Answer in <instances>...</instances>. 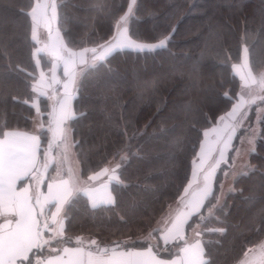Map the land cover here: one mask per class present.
Returning a JSON list of instances; mask_svg holds the SVG:
<instances>
[{"label":"trees","instance_id":"obj_1","mask_svg":"<svg viewBox=\"0 0 264 264\" xmlns=\"http://www.w3.org/2000/svg\"><path fill=\"white\" fill-rule=\"evenodd\" d=\"M130 1L57 0L59 31L62 37L70 33L76 41L83 40L79 46L68 45L72 50L95 47L115 33V22L108 17L123 15ZM36 2L0 0V33L11 37L17 59L23 60L21 66L35 71L39 77L40 69L48 71L52 64L44 53L33 56L37 46L32 47L30 40L25 44L31 20L23 13L30 11V5ZM135 6L128 23L130 38L155 43L160 33L167 34L173 28L175 32L166 50L113 53L110 63L101 66L98 62L95 68L89 66L82 74L72 104L78 119L70 121L73 142L79 141L74 150L81 176L86 179L105 166V157L111 162L118 161L119 156L113 159V153L125 143L137 154L130 156L118 172L123 186L113 183L110 187L114 189V205H101L93 210L89 198L84 193L77 194L80 201L69 214L71 219L65 221L64 235L65 239L71 238L67 243L70 245L77 236L91 237L101 247L119 243L125 248L141 249L153 245L157 251L169 249L159 252L172 258L174 245L163 247L161 232L153 233L158 237L157 244L144 239L158 227L157 221L168 206L176 204V196L187 183L182 180L179 191L172 188L160 191L165 183L163 169H172L169 146L179 141L174 149L178 154L177 169L182 177L190 178L191 162L199 152L204 131L231 111L241 88L240 78L237 75L233 78L231 65L242 61V50L239 59L230 60L224 67L216 56L217 41L227 55H235L239 41L247 33L248 43L259 52L264 47V0H136ZM64 42L67 44L66 38ZM36 59L41 61L38 69ZM7 63L0 61L5 84L0 93V122L11 123L19 131H31L37 115L32 105L39 104L46 122L49 99L44 95L37 97L30 86L26 87L20 78L8 72ZM249 64L252 68L251 57ZM252 70L263 71L264 63ZM225 92L233 97L232 101L225 102ZM189 102L199 111L186 115L185 106ZM253 117L254 111L250 118ZM261 126L257 147L250 155L252 169L235 180L233 189L221 203L223 211L214 210L209 216L205 209L206 220L193 217L187 225L189 230L199 224L205 252L214 264H238L244 252L264 239V224L253 220L264 210V115ZM150 172L152 176L145 182ZM221 179L218 173L214 185L217 196ZM160 203L164 211L153 215L148 206L159 209ZM217 229L226 231L221 235Z\"/></svg>","mask_w":264,"mask_h":264},{"label":"snow or ice","instance_id":"obj_2","mask_svg":"<svg viewBox=\"0 0 264 264\" xmlns=\"http://www.w3.org/2000/svg\"><path fill=\"white\" fill-rule=\"evenodd\" d=\"M135 2L136 0H133V4ZM30 8V11L23 13L31 20L30 36L26 34L25 44L30 40L31 46L36 47L41 43L38 34L41 27L38 12L47 18L45 26L48 37L51 38V21L57 18V3L56 0H50L47 3L37 0L34 5H30ZM133 16L132 5H129L127 11L123 15H119L118 18L115 14L109 16L108 19L115 22V33L112 37L102 43H97L95 47H83L80 53L74 52L72 47L68 45L79 46L83 40L76 41L70 33L66 37H61L62 43L59 48L45 44V48H50L49 55L55 58V63L50 69L51 80H47L43 72H40L39 77H37L35 71H27L22 67L23 60L17 59L16 52L12 48L11 37L0 33V61H8V72L20 78L26 87L30 86L37 97L48 95L42 91L45 86L52 87L53 84L61 83L55 75L61 60H63V75L66 78L63 81V92L56 95L54 89V94L48 97L54 101L52 111L46 113L49 117L47 131L52 132L53 137L47 139L46 147H42V136L46 138L43 119L39 120L36 130L32 133L13 129L11 123L0 122V136L3 137L0 139V218L3 220V223H0V264H214L199 239L194 244L188 243L183 235V229L193 217H197L199 221L206 220L207 217L203 215L205 209L209 216L213 215L214 210L223 211L220 197L215 194L214 185L221 164L226 165L228 163V160L225 159L224 149L229 147L237 128L243 126L248 115L247 108L257 99L264 101V95H256L257 90L264 92V71H258L256 76L252 72V68L258 69L259 65L264 63V47L257 52L256 48L248 43L247 33L239 41V48L235 55H227L223 45L217 41L219 50L216 52V56L224 67L228 66L230 60L239 59L240 50H242L243 63L231 65L234 70L233 78L236 75L235 69L238 67L247 69V71L240 75V79L244 83L241 93L235 97L231 111L219 117V120L223 122L222 126L204 131L205 140L200 142L199 152L196 153L191 162L190 178L187 175L182 177L177 169L178 154L174 149L179 141H175L169 146L172 169L171 171L168 168L163 169V173L166 174L165 183L160 191L163 192L164 189L169 188L179 191L182 180L186 179L187 183L183 186L182 192L176 196L178 207L173 210L169 205L167 214L162 216L160 221H157L158 227L153 228L148 236L152 237L154 232H163L165 244L170 242L169 238L171 237V242L176 248L174 258L169 260L160 258L159 253L153 251L154 246L152 245H149L145 252L126 250L117 253V249L120 247L119 243H115L112 248L101 247L95 239L90 241L86 251L83 247L84 241L80 236L76 237V247L64 246L71 239L70 237L65 239V221L71 219L69 214L80 201L77 193L83 192L85 196L90 198V207L93 210L100 203L114 205L116 203L112 195L114 189H109L113 183L123 186L118 178V172L130 156L137 154L132 153L131 145L125 143L113 153V159L119 156L114 167L108 166L111 164V160H107L105 157L107 161L105 166L87 176L86 181H84L85 187L77 188L73 184L72 177L75 175V169L71 166L69 154L79 141L73 142L72 140L73 127L70 126L69 122L76 121L78 117L73 111L70 101L79 89L78 79L80 73L84 71L83 68H80L78 73L76 71L77 64H86L84 54L88 52L92 53L91 60L94 62L92 67L95 68L96 62H100L101 66L110 63L109 57H112L113 53L119 54L125 50L136 53H156L159 50H166L175 32V28H173L167 34L160 33V37L155 43H140L128 35V23ZM65 38L67 44L63 43ZM45 48L36 47L33 56L44 52ZM250 57L252 68H249ZM40 64V59H36L37 69ZM251 85H256V88H251ZM4 90L3 74L0 73V93ZM204 90L201 88V91ZM224 96L226 97L225 102L233 100V97L229 96L227 92L224 93ZM246 96L249 99L246 100ZM32 106L36 109L37 117L45 115L41 112L38 103H34ZM195 111H199V109L195 107L193 102H189L185 106L186 115ZM81 115L84 114L81 113ZM193 127L195 126L193 125ZM6 128L11 130H5ZM210 133L215 136L211 142L208 140ZM123 134L126 136V131ZM133 138L135 136L129 137V139ZM214 145H223V147L217 148ZM54 148L60 150V155L56 158L50 156ZM39 155L43 156L42 162ZM53 162L55 163L56 176L55 178L49 177L54 182L47 184V195L40 193L39 187L36 188L35 192L28 187L17 188V182L24 177L35 179L38 186L43 182L41 169L47 171ZM156 171L160 172L161 170L157 169ZM151 176L152 173L150 172L145 177V182ZM105 178H107V183ZM80 182L79 177H77L76 184ZM96 184H104L105 195H92V190ZM213 200L215 203H212ZM156 201H160L159 196L156 197ZM148 207L153 215L157 211H164L163 203H160L159 209L151 205ZM256 219L264 224V210H261L253 218L254 221ZM161 224H163V228L159 227ZM196 227H199L198 223ZM216 231L223 235L226 229H217ZM196 235L199 236L200 233L196 232ZM54 242L57 243L55 247L53 246ZM45 250H47V255H44ZM162 251L170 250L165 248ZM252 251L253 249H249L244 252L245 258L239 264H264V244L260 245V251L253 258H250L249 253Z\"/></svg>","mask_w":264,"mask_h":264},{"label":"rangeland","instance_id":"obj_3","mask_svg":"<svg viewBox=\"0 0 264 264\" xmlns=\"http://www.w3.org/2000/svg\"><path fill=\"white\" fill-rule=\"evenodd\" d=\"M41 2L47 3V2H50V0H41ZM56 3L58 4L57 0H56ZM135 4H136V2L133 4V0L130 1V5H132V7H133V12L136 9ZM38 17H39V21L41 24V27L38 30V34H39L41 43L39 45H37V47L45 48V44H48L49 46H54L56 48H59L61 43H62V41H61L62 35H61L59 28H58V25H57V18L55 20L51 21L52 36H51V38H49L48 34H47V28L45 26L47 18L44 17L39 12H38ZM57 32H59V35H57ZM63 43L65 44L64 40H63ZM49 51H50V48H45V51L42 53H44L46 55V57L51 61V64L53 65V63H55V58L53 56L49 55ZM74 52L80 53L81 50H74ZM84 55H85L86 64H84V65L77 64V66H76V71L78 73L80 72V68L84 69V71L82 73H80L78 82H79L82 74L85 72V70L89 66H92L94 63L91 60V56H92L91 52L85 53ZM77 59H78V57H77ZM97 63L98 62H96V64ZM242 63H243V58H242V61L236 65H240ZM52 65H51V68H52ZM249 68H251L250 64H249ZM246 71H247V69H243V68H239V67L237 69H235L236 75L239 78H240V75L244 74ZM40 72H43L45 74V78L47 80H51L52 73L50 70L47 71V70L40 69ZM252 72H253L254 76H256L258 74V73H254L253 70H252ZM55 75H56V78L61 81V83L60 84H53L52 87L45 86L42 89V91L46 92L48 95H44V96H47V97L52 96L54 94V89L56 90V95L63 92V81L66 79L63 75V60H61L59 62ZM240 82H241V88H240L239 93H241L242 85H243L244 81H242L240 79ZM251 88L255 89L256 85H251ZM245 91H247V89H245ZM75 95H76V92H75ZM75 95H74V97H75ZM256 95H264V92H259L257 90ZM245 99L247 100V99H249V97L246 96ZM73 100H74V98H72L70 101L71 106L73 104ZM53 103H54V101L49 99L50 112L52 111ZM253 111H254V117L250 118ZM247 112H248V115L244 121L243 126L241 128H237L236 134H235L233 140L231 141V143L229 144V147L227 149H224L225 159L228 160V163L226 165L222 163L220 169H218L217 174H216L215 181L217 180L218 173H220V175L222 177L221 181L219 182V192H218V196L220 197L221 203L226 198V196L230 192V190L233 189L235 180L238 178V176H240L241 174L247 173L248 171H250L252 169V167L250 165V157H251L250 155L253 152V149L255 150L257 147V141H258V138H259V135L261 132L262 119H263V115H264V101L257 99L255 103L251 104L247 108ZM40 119H41V117H37V115L34 118V129L35 130L37 128V124L39 123ZM48 121H49V117L47 118V121L44 122L46 124L45 129L48 128ZM222 123L223 122H221L219 120L217 122V124L213 125L211 128L216 127V126H222ZM229 123H231V121H229ZM69 124H70V122H69ZM211 128H209V129H211ZM209 129H207V130H209ZM52 137H53V133L52 132L50 133L46 130V138L43 137L45 139V142L47 143V139H52ZM214 139H215V136L210 133L209 138H208L209 142H211ZM72 140H73V138H72ZM204 140H205V137H204ZM54 143H55V141H54ZM214 147L222 148L223 145H214ZM59 155H60V150L56 149V148H54L53 151L50 153V156L52 158H56ZM217 156H218V153H217ZM69 161L71 162V166L75 169V175L72 177L73 184H75V186L77 188L85 187L84 181H86V179L81 176V166H80V162L77 158V155H76L74 148L71 149V152L69 154ZM116 163H117V161H112L111 164L109 165V167H114ZM197 163H199V160H197ZM51 165L54 166L55 163L53 162ZM51 165H50V167H51ZM41 170L43 173L46 172L43 169H41ZM55 176H56V174L54 173V178H55ZM77 177H79V179L81 181L79 184H76ZM27 180L28 181L25 182V185L27 184V185L37 186L36 180L33 181L35 184L34 183L31 184L32 179L31 180L27 179ZM105 182L107 183V178H105ZM23 185H24V182H22L20 186H23ZM97 185H99V184H96L95 187ZM38 186H40V185H38ZM89 187H91V185H89ZM171 207L173 210H175L178 207V205L176 203L175 205H173ZM168 211H169V209L167 210V212ZM167 212L165 214H163V216L166 215ZM173 215H175V212H173ZM0 223H3L2 218H0ZM157 226H158V224H157ZM159 227L163 228V224L159 225ZM194 229H195V231H194ZM200 231H201L200 227H196V224H195L193 227H191L188 230V232L186 233L185 239L188 241V243L194 242L193 240H195V239L196 240L199 239L202 241L201 234L199 236L196 235V232L200 233ZM82 239L85 241V243L87 242L88 244H90V241L92 240V238L88 237V236H85ZM144 239L147 240L148 242H150L151 244H157V241H158L157 240L158 237L157 238L154 237L153 234H152V237L147 236V237H144ZM73 243L76 244V239L73 240ZM262 244H264V239L256 247L253 248L252 252L249 253L250 258H253L260 251V245H262ZM67 245H70V244H67ZM53 246L54 247L57 246V243L54 242ZM174 249L176 250L175 246H174ZM46 252H47V250H45V253Z\"/></svg>","mask_w":264,"mask_h":264},{"label":"crops","instance_id":"obj_4","mask_svg":"<svg viewBox=\"0 0 264 264\" xmlns=\"http://www.w3.org/2000/svg\"><path fill=\"white\" fill-rule=\"evenodd\" d=\"M73 51H74V50H73ZM70 103H71V102H70ZM41 119H42V117H41ZM45 125H46V124H45ZM45 130H47V129H45ZM34 131H35V129H34V123H33V128L31 129V131H23V132H29V133H32V132H34ZM50 133H51V132H50ZM2 138H3V137L0 136V139H2ZM42 147H46V145L43 146V144H42ZM39 159H40L41 162H42V161H43V156H42V155H39ZM54 168H55V165H54V166L51 165V167L48 168V170H47L46 172L43 173V182L39 184L40 186H33V185H27V184L25 185V182L28 181L27 179H30V180H31L32 178H31V177H24L22 180H20V181L17 182V188L19 189L20 187H28V188H30L33 192H35V191H36V188L39 187V191H40V193H42V194H44V195H47V184H48V183H52V182H54L53 179H49V177L54 178V173H55ZM41 171H42V170H41ZM65 178L67 179V177H65ZM33 181H35V179H32V180H31V184L34 183ZM22 182H24V185H23V186H20ZM34 184H35V183H34ZM109 190H110V189H109ZM54 191H55V189H54ZM79 193H83V192H78L77 194H79ZM92 195H94V196H102V195H105V186H104V184H99V185H97V186L92 190ZM87 197H88V196H87ZM88 198H89V197H88ZM89 201H90V203H91L90 198H89ZM101 205H105V204L100 203L98 206H101ZM49 207H50V206H49ZM47 210H48V209L46 208V211H47ZM52 210L54 211V208H53ZM187 225H188V224H187ZM187 225H185V227H184V229H183V235H184V237L186 236V233L188 232V230H187ZM199 227H200V226H199ZM200 230H201V228H200ZM200 234H201V231H200ZM160 240H161V243H162V246H163V247H166V246H168V245H173V243L171 242V237L169 238L170 242H169L168 244H165V241H164V239H163V232H161V234H160ZM83 241H84V240H83ZM193 241H194V242L189 243V244H194V243L196 242V239L193 240ZM200 241H201V240H200ZM201 243L203 244V241H201ZM64 246H68V247H76V246H77V243L74 244V245H67V244H65ZM152 246H153V245H152ZM83 247H84L85 250L87 251L88 248H89V244H88L87 242L85 243V241H84ZM148 247H149V246H148ZM148 247H147V248H148ZM147 248H141V249H139V248H125V247L121 246L120 248L117 249V253H119V252H123V251H126V250L137 251V252H145ZM163 249H164V248H163ZM153 251H154V252H158L160 258H162V259H165V260L172 259V258H165V257H163V256L160 254V252H159V251L163 252L162 249H160L159 251H157V248L154 247V248H153ZM174 251H176V250L174 249ZM44 255H47V252L44 253ZM173 258H174V257H173Z\"/></svg>","mask_w":264,"mask_h":264},{"label":"water","instance_id":"obj_5","mask_svg":"<svg viewBox=\"0 0 264 264\" xmlns=\"http://www.w3.org/2000/svg\"><path fill=\"white\" fill-rule=\"evenodd\" d=\"M114 246H115V245H111V246H107V247L112 248V247H114ZM103 247H104V246H103ZM120 247H121V245H120ZM120 247H119V248H120Z\"/></svg>","mask_w":264,"mask_h":264}]
</instances>
